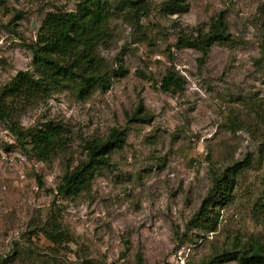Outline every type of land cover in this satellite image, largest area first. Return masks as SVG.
Returning a JSON list of instances; mask_svg holds the SVG:
<instances>
[{
    "label": "rangeland",
    "instance_id": "obj_1",
    "mask_svg": "<svg viewBox=\"0 0 264 264\" xmlns=\"http://www.w3.org/2000/svg\"><path fill=\"white\" fill-rule=\"evenodd\" d=\"M187 2L186 14L164 17L160 0H151L141 30L112 22L113 39L101 54L128 74L107 93L79 101L57 92L18 115L28 131L47 123L68 128L65 151L48 163L0 123V264H202L247 243L264 245V214L255 208L264 196V164L257 157L264 139V0ZM75 4L3 1L0 90L18 72L33 70L28 45L45 15ZM221 12L227 45H214L205 59L173 47V27H205ZM170 69L182 87L164 93L160 82ZM113 128L125 130L127 140L110 167L90 191L57 196L63 174L85 160L84 141L104 139ZM236 164L243 168L233 202L212 206L208 224L192 228L214 176ZM50 217L72 240L56 252L40 232Z\"/></svg>",
    "mask_w": 264,
    "mask_h": 264
},
{
    "label": "trees",
    "instance_id": "obj_2",
    "mask_svg": "<svg viewBox=\"0 0 264 264\" xmlns=\"http://www.w3.org/2000/svg\"><path fill=\"white\" fill-rule=\"evenodd\" d=\"M4 0H0V5ZM72 11L48 12L41 21L35 41L28 45L32 54V71H20L0 90V123L37 161L48 163L65 151L70 132L62 124L47 123L25 130L17 118L39 101L52 94L68 91L79 101L88 100L95 92L107 93L115 80L127 76L128 70L118 64L115 68L101 54L113 39L111 24L122 20L135 30L150 17L151 0H74ZM187 0H160L159 13L164 17L184 15L189 11ZM173 47L190 49L205 59L214 45H227L229 33L225 13L212 18L205 27L177 29L173 27ZM14 34H17L14 32ZM264 55V43L261 46ZM180 79L173 69L161 79L160 90L170 93L181 90ZM142 105L137 107L141 113ZM19 115V116H18ZM145 116L144 120H149ZM235 125V124H234ZM234 132L235 129L232 128ZM125 130L113 128L104 139L84 141L85 160L63 174L56 195L74 199L90 191L95 177L110 167L111 156L126 146ZM258 164H264V139L257 150ZM238 164L222 174L215 175L207 199L193 216L190 225L203 227L209 222L212 206H226L233 202L232 193L240 174ZM40 180V179H38ZM41 185V182L39 181ZM256 212L264 214V196L255 202ZM209 225L207 232H213ZM40 232L53 252L72 242L61 225L50 217ZM264 264V245L247 243L236 252H224L208 263ZM81 264H86L81 263Z\"/></svg>",
    "mask_w": 264,
    "mask_h": 264
}]
</instances>
